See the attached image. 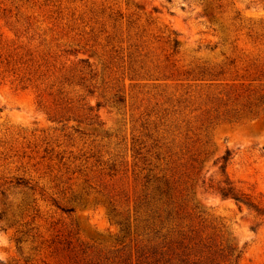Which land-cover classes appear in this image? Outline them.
I'll list each match as a JSON object with an SVG mask.
<instances>
[{
    "label": "rangeland",
    "instance_id": "374dc122",
    "mask_svg": "<svg viewBox=\"0 0 264 264\" xmlns=\"http://www.w3.org/2000/svg\"><path fill=\"white\" fill-rule=\"evenodd\" d=\"M0 264H264V0H0Z\"/></svg>",
    "mask_w": 264,
    "mask_h": 264
},
{
    "label": "trees",
    "instance_id": "16d2710c",
    "mask_svg": "<svg viewBox=\"0 0 264 264\" xmlns=\"http://www.w3.org/2000/svg\"><path fill=\"white\" fill-rule=\"evenodd\" d=\"M228 160V157H223V161L226 162ZM225 168L224 166L221 167V172L224 173ZM219 193L223 197H230L236 202H242L241 197L237 194V192L234 190L233 186L230 182L224 181V186L218 188ZM247 205H250L248 202H246Z\"/></svg>",
    "mask_w": 264,
    "mask_h": 264
}]
</instances>
